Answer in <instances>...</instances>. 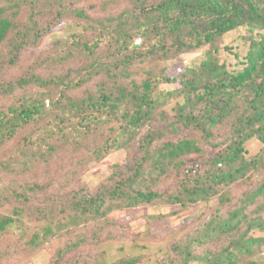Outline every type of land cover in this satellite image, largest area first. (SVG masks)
<instances>
[{"label": "trees", "instance_id": "1", "mask_svg": "<svg viewBox=\"0 0 264 264\" xmlns=\"http://www.w3.org/2000/svg\"><path fill=\"white\" fill-rule=\"evenodd\" d=\"M66 21L79 30L39 49ZM240 27L244 55L225 43ZM201 49L175 74L165 65ZM20 67L0 80L11 99L0 107V205H14L0 230L27 210L45 236L93 223L92 236L58 249L62 264L98 233L116 238V212L132 225L138 208L156 207L167 211L140 217L181 218L157 264H264V235H254L264 232V0H0V72ZM252 139L262 142L254 155ZM117 150L129 161L86 190L90 164ZM43 242L34 233L25 250Z\"/></svg>", "mask_w": 264, "mask_h": 264}, {"label": "rangeland", "instance_id": "2", "mask_svg": "<svg viewBox=\"0 0 264 264\" xmlns=\"http://www.w3.org/2000/svg\"><path fill=\"white\" fill-rule=\"evenodd\" d=\"M78 30L79 28L74 26L73 21H66L60 28H56L46 36L39 49L45 48L47 44L55 38L67 37L73 31ZM244 33L245 28L240 27L225 35V43L229 45H238L239 51L243 55L247 48V44L244 43L243 39ZM203 52L204 49H201L195 53L186 54L182 56L181 59L166 61L165 65L169 67L170 73L175 74L187 61H198ZM222 56L231 63L235 62V59L227 52L223 51ZM21 69L23 68H16L14 73H11L9 70H2L0 72V80L4 77L19 76ZM164 87L172 89L175 85L166 84ZM10 100V98L0 97V107L7 106V102ZM261 146L262 142L259 139H252L246 143L248 154L252 155L256 154ZM6 147L8 148L7 150H12L14 146H12L11 143ZM2 154L1 152L0 157L3 158L4 155ZM6 158L7 155L3 159ZM129 158V154L126 150H117L109 153L103 159L92 162L89 169L82 176L81 185L88 191L95 190L112 174L116 164L125 165L129 161ZM28 176L34 178L33 173H29ZM39 196H41L40 193H37L33 197L34 207L42 201V199L38 200ZM13 210L14 205L9 201H5L0 205V212L2 214L14 215ZM161 211L165 212L167 209L164 210L156 207L138 208L135 215L138 218L134 220L132 225L126 223L128 216L126 211L116 212L114 216L117 225H109L110 231L116 234V238L104 239L103 234L107 232L106 230L102 232V234L98 233L96 236L91 237L90 242L83 246V248H80L77 253H69L62 264H71L73 259L78 255L86 256V260L88 259V261L85 264H95V260L102 261L103 259L112 262L123 256H133L137 258L138 264H157L158 257L165 252L168 246V240H170H164L163 234L168 232L170 226L179 223L181 218L179 216H176V218L173 216L169 221L167 217H154L146 220L145 216L143 215V217H140V214L158 213ZM193 213H195L194 209L188 213V216L192 217ZM181 215H183V213ZM111 216H113V214H111ZM22 219L23 221L7 230H0V252L7 254V257L3 259H1L3 256H0V264H53L54 260L57 258L58 249L61 248L69 238L76 239V237L81 234L92 236L93 228L91 225L93 223L86 226L83 224L81 228H77L72 233L65 234L63 232L64 230H61L54 235L47 234V236H45L43 232L44 225L38 223L36 218L31 214V211L27 210V212H24L21 217V220ZM22 226L24 227L22 228ZM23 232H27L25 237L22 236ZM144 232L150 233L152 237L162 238V240H148L142 236ZM34 233H40L44 238V242L40 247H37L36 250L30 252L25 250L27 246L24 241L30 239ZM254 235L263 236L264 232H254ZM5 250H8V252H4Z\"/></svg>", "mask_w": 264, "mask_h": 264}]
</instances>
